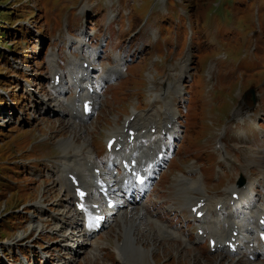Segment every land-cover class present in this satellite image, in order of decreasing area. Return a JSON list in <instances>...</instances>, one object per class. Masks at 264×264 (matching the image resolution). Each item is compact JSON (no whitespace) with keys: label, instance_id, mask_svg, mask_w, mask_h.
Returning <instances> with one entry per match:
<instances>
[{"label":"rangeland","instance_id":"obj_1","mask_svg":"<svg viewBox=\"0 0 264 264\" xmlns=\"http://www.w3.org/2000/svg\"><path fill=\"white\" fill-rule=\"evenodd\" d=\"M146 1L147 3L144 2L141 7L133 6L128 16V19L132 23L137 22L143 11L148 9V5H151L154 0ZM213 1L194 0L196 4L195 12L198 16H201L208 9H210V13L216 10L214 12L215 19L211 32V35L215 36L216 39L212 40L211 44H208L198 54L199 65L195 70L193 78L197 88L191 89L197 98L192 101L189 112L190 120L186 133L187 140L192 144H196V140L193 138L199 136L201 140L208 138L213 129L222 125L229 118L232 108L246 95L245 91L248 85L256 87L264 81V0H215L218 3L216 7L211 6ZM40 2L45 12H50L51 7L59 3L60 0H40ZM77 2L78 0H69L65 7V10L68 11L67 21L71 25H76L79 22L75 18L74 11H69L71 5H76ZM33 4L38 5V2L36 0H0V48L7 51L6 57L0 58V91L6 92L10 90V86L7 83H9L8 80L13 76L11 71L13 68L19 66L22 61V56L19 53L25 51L29 54V45H25L24 48L19 47L13 38L24 36L18 30L16 24L22 19L28 20L33 16L34 11L31 10L33 8H30ZM25 7L29 10L28 12L25 10ZM62 14L64 12L47 14L46 20L49 29L59 25ZM104 14V12H100V18ZM20 15L23 17H20ZM152 16H160L162 20H167L168 18L167 12L158 8L152 10ZM116 18L117 16H115ZM111 21L114 23V20ZM30 38L34 44L32 48L38 46L44 48L50 39L45 33L35 34L33 31L30 32ZM162 47L161 44H158L151 52V55L156 53L158 58L167 61L172 54V50L166 56ZM10 51H15L16 53H10ZM150 65L158 73L164 71V67H161L158 62L149 63L146 60H138L135 63L129 64L128 74L131 77H134L136 74L141 75ZM208 75L210 78H208ZM191 97L192 99L194 98L193 96ZM202 109L204 114L202 113ZM191 118L193 119V123ZM193 127H197V129L191 136L190 128ZM44 133H47L46 126L41 124L37 119L32 121L31 124L22 127H16L11 123L4 125L0 130V176L13 178L14 162L19 161L22 157L28 160L30 158L28 155L29 147H31L32 142L37 137L43 136ZM208 152L209 149H206L205 153L208 154ZM208 155L206 160L211 163L214 155ZM239 172L236 165L234 166V170H228L224 175L226 183H231ZM23 173L28 175L26 180L21 181L19 177H14L13 181H9V183L13 185L26 183V185L33 186L31 189L23 188L7 192L0 188V242L16 240V237L26 235L29 232H31L29 236L31 239L35 238L41 241L46 237L41 238L42 234L38 233L41 228L31 230L30 227L25 226L12 231H6L2 228L1 223L3 219L10 217L16 210L31 206L32 203L41 199V197H46V184L44 185L40 182L36 184L32 183L28 172L23 171ZM222 185L223 183H219L213 186L214 188L212 189L220 188ZM132 221L133 219H129L116 227L117 236L123 238L120 247L124 245L125 228L127 226L128 231L129 224ZM13 224L18 225L19 222H14ZM140 225L143 226V224ZM114 227L106 235L104 234L105 231L100 234L101 239L109 244L110 254L113 256L111 261L101 258L99 255L83 259L88 254L83 253L75 264H119L120 262L114 257L118 251L114 243ZM148 228L144 230L147 236L149 234ZM43 231L47 232L48 227L43 228ZM132 235L135 238L134 245L128 246L129 243L127 242V248H132L127 253V256L128 259L134 260L135 264L234 263L228 262V258H222L218 255H203L195 249H185L179 243L170 242L177 246L164 244V242L157 241L154 234L151 237L148 236L147 239H143L140 235H137V231L133 232ZM137 247L140 248L141 252V247L147 250L138 256ZM150 248L152 251H150ZM165 251H168L169 254ZM178 251L180 252L179 257Z\"/></svg>","mask_w":264,"mask_h":264},{"label":"bare ground","instance_id":"obj_2","mask_svg":"<svg viewBox=\"0 0 264 264\" xmlns=\"http://www.w3.org/2000/svg\"><path fill=\"white\" fill-rule=\"evenodd\" d=\"M240 108H241L240 106L237 107V108L234 110L235 113L239 112V111H240ZM50 120H51V122H53V119H50ZM110 131H111V130H110ZM179 179H180L179 183H181V184L184 185L185 187H192V186H195V185H196V183H194V182H192V183H188V181H187L185 178H183V177H180ZM191 197H192V196L188 194V196L185 198L184 201H189V200L191 199ZM256 207H257V209L261 210V208L264 207V203H263V205H258V206H256ZM129 212L131 213V211H126V212L123 214V218H122V220H120L119 223H117L116 225H114V226H115V227H114V228H115V230H114V233H115V236H114V243H115V245L117 246V250H118V251H117V254H116V257H117L119 260H121L122 262H124V263L126 262V263H128V264H135V263H134V260H132V259H130V258L128 259V256H127V253H128L129 251H131L130 249H132V248H127V242L129 243L128 246L134 245V240H135V238L133 237L132 233L135 232V231H137V235H140L143 239H147L148 236L151 237L152 234H154L155 237H156V240L160 242V240H159L160 236H158L157 234H158V232H165L166 230H165V228H163L159 223H156V222L149 223V224H147L146 227H144V226L140 225V224H142V223L140 222L139 217L137 216V214H136V213H132V215H130V214H128ZM129 219H133V221L129 224L128 231H127V226H126V228H125L126 232H125V241H124V245H123V247H120V245H122L123 238H122L121 236H117V234H116V230H117V228H116V227L120 226L122 223L126 222V221L129 220ZM147 227L151 228V229L148 228V230H149V234H148V236L145 235V231H144L145 228H147ZM200 227H202L203 230L206 231V232L208 233V236H213V237H215V238H216V243H218V242H223V241H224L223 237L221 236V233L218 232V231H216L215 229H213L209 224H203V225L200 226ZM42 229H43V227L40 229V231H42ZM110 230H111V229L105 231L104 234L106 235L107 232L110 231ZM162 244H163V243H162ZM164 244H168V245L171 244V245L177 246L176 244H174V243H169V242H164ZM133 249H135V248H133ZM136 249H138V256H139L142 252H145V251L147 250V249H143L142 247H141L142 252H141V250H140L139 247H137ZM135 251H136V250H135ZM150 251H152L151 248H150ZM165 252H166V251H165ZM166 253L169 254L168 251H167ZM179 253H180V252L178 251V257H179ZM130 254H131V253H130ZM132 254H133V253H132ZM125 255H126L127 257H126ZM136 255H137V254H136ZM93 256H95V254H87L86 256H84L83 259H85V258L89 259V257H93ZM182 256H183V254H182ZM133 257H134V256H133ZM227 260H228V262H233L232 260L230 261V259H227ZM220 263H221V262H220ZM232 264H234V263H232Z\"/></svg>","mask_w":264,"mask_h":264}]
</instances>
